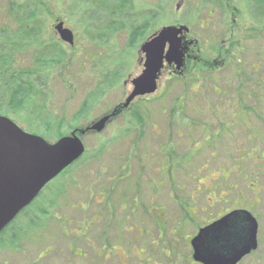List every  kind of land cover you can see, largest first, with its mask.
I'll use <instances>...</instances> for the list:
<instances>
[{"label": "rangeland", "instance_id": "374dc122", "mask_svg": "<svg viewBox=\"0 0 264 264\" xmlns=\"http://www.w3.org/2000/svg\"><path fill=\"white\" fill-rule=\"evenodd\" d=\"M39 1L37 9L28 13L26 7L20 9V0H0V31L13 43L5 47L14 55L11 70L35 72L23 83L37 93L23 105L8 104L9 93H0V100H6L0 116L50 144L92 126L126 101L133 90L131 82L144 71L141 47L162 28L188 27L187 40L198 41L201 63L217 60L214 49L225 39L226 45L239 44L229 58L223 53L228 69L208 75L207 82L204 66L193 60H187L177 74L173 73L175 65H166L156 93L137 97L102 133L83 136V157L43 190L26 209L25 218L21 214L16 219L23 230L37 222L39 230L20 241L17 249L7 235L2 236L0 264H199L193 260L191 240L217 219L220 209L237 206L250 209L260 221L259 249L242 264H264V177L258 171L262 169L251 160L242 164L243 176L251 178L241 181L240 196L228 191L230 195L222 201L213 186L218 183L226 190L234 182L232 177L222 181L220 175L232 166L235 138L224 135L220 142H204L206 119L200 117L204 109L210 113L216 107L230 109L228 117L233 106L256 108L262 120L253 123L264 133V98L255 103L239 99L254 80L261 81V88L252 85L249 89L264 94V22L260 40L249 35L259 21L252 8L257 3L229 0L233 5L227 16L215 7L203 6L205 0H132L114 14L100 11L99 0ZM103 5L111 8V3ZM60 22L73 33V46L56 33ZM54 43L64 56L62 64L35 70L33 55ZM216 91H225L226 96L215 97ZM180 107L184 115L177 112L176 118L182 127L173 116V110ZM257 143L249 144L250 149ZM240 149L244 153L249 148L242 144ZM216 150L220 156L222 151L230 152L222 161L212 160L210 152ZM167 156L176 160V164L171 161L170 170L166 169ZM204 157L209 161L206 174L215 181L204 177ZM255 178L257 190L263 188L256 195L251 190ZM130 187L135 191L128 194ZM153 187L158 189L155 205L164 209L161 216L152 209L160 223L161 218L165 220L159 234L145 211L151 206ZM214 194L221 201L209 196ZM136 196L141 209L124 212L120 205L125 197L131 205Z\"/></svg>", "mask_w": 264, "mask_h": 264}, {"label": "water", "instance_id": "95a60500", "mask_svg": "<svg viewBox=\"0 0 264 264\" xmlns=\"http://www.w3.org/2000/svg\"><path fill=\"white\" fill-rule=\"evenodd\" d=\"M55 31L63 42L74 45V35L63 22L57 24ZM189 31L186 26H167L145 42L141 47L145 55L144 71L131 82L133 90L126 101L92 126L73 132L54 144L23 131L7 117L0 116V235L52 181L83 157V136L91 132L102 133L110 120L128 108L137 97L156 93L157 81L165 65L174 64L177 71L182 69L186 48L184 40ZM234 215L215 223L212 229L199 231L191 242L195 262L239 264L257 250L256 220L249 213H244L250 225L238 230L230 228L236 221ZM222 229H231V235L225 237L227 242L221 240L224 237ZM221 245H231L233 249L224 255L218 250Z\"/></svg>", "mask_w": 264, "mask_h": 264}, {"label": "flooded vegetation", "instance_id": "af4514ba", "mask_svg": "<svg viewBox=\"0 0 264 264\" xmlns=\"http://www.w3.org/2000/svg\"><path fill=\"white\" fill-rule=\"evenodd\" d=\"M178 26H181V25H178ZM184 43H185V47H186L185 48V59H184V65L181 69V72L185 69L187 60L188 61L193 60L196 64L200 63L204 66V82H207L208 75L211 76V75H214L213 72H218V71H221L223 69H228L225 65V59L222 58L223 53L227 58H229L228 51L230 49L229 46H231V45H226L227 44L226 42L225 43L223 42L220 45V48L218 47V52H220V53L218 54L219 58H215L217 60H213L210 62L204 60V62H202V63H201V61L198 60L199 59L198 56L200 53L198 41L193 40V39L187 40V37H186L184 40ZM225 46L229 47L228 50H225ZM223 48H224V50H222ZM205 51H207V46H205V44H204V52ZM170 67L174 68V64H172ZM177 72H179V71H177V69H176V70H174L173 73L177 74ZM260 84H261V81H259V80L255 81L254 80V81H251L250 84H247L246 87L250 88L253 85V87L260 89L261 88ZM193 95L198 97L202 94L194 92ZM214 95H215V97H218L219 95H221L222 97H225L226 93H225V91H216L214 93ZM239 97H240L239 99H242L244 102L246 100V101H251L252 103H255L257 100H263L264 94H262L260 91H253V89H249L248 91H244V92L242 91L241 94L239 95ZM183 109L184 108H179V109L173 110V114H174L173 116H174L175 120L178 122V126H180V127H182V124H179L178 119H180V118L179 117L176 118V112L179 113V116H181V115L183 116L184 111H185ZM233 109H234V111L231 112V115L229 117H228V111L230 109L219 108V107L218 108L216 107L215 109H211L210 113L206 112L204 109V114L200 115L201 118L206 119L204 122V130L206 131L205 133H208V134L205 136L204 142H207V143H210L211 141L212 142H214V141L220 142L223 140L224 135H230V137L235 138L233 140H234V144L236 146L235 147L236 150H235L234 155L230 158L232 161V166L229 167V169H226V171H224V172L222 171L223 175L222 176L220 175V180L227 181L228 179H230L232 177L234 182H233V184L228 185V187H226V190L224 189L223 185H220V184L218 185V183H217V185L213 186L214 192H216V193L219 192L218 197L222 201H223V199H226V197H228L230 195V193L228 191H232L234 193L236 192L237 195L240 196L241 191L238 188V186L241 185V183H242L241 181L243 180V181L247 182L248 179L251 178V175H249L247 177L243 176V173L246 172V169L243 167L244 165L242 166V164H247L250 160H251V162H253L255 164L256 163L259 164V166L258 165L257 166L260 167L262 169V171L260 169L258 171H260V173L264 177V133H262V131L258 130L256 124L253 123V121L255 122L256 119L262 120V115L260 113H256V108L244 109L242 107L236 108V106H233ZM237 109H239V110H237ZM259 109H261V108H259ZM163 114H166L165 111H163ZM209 121H211V123L214 122V124L216 123L217 124L216 127L211 128L210 126L214 125V124H210ZM207 124H210V125H207ZM224 133H226V134H224ZM255 133H256V136H255ZM258 141L261 144L257 143ZM251 143H257V145L256 146L253 145L254 147L252 149H250L249 144H251ZM242 144L244 147L249 148V149H246L247 151L244 153L241 152L244 149H240V146ZM259 146H261L263 148L260 151H259V149H257V148H259ZM228 152H230V151H227V152L222 151L221 154H223V156H220L218 154L217 150L211 151L210 152V158L212 160H218V158H219L220 161H222ZM258 153H259V155H258ZM166 159L168 160L166 162V165H167L166 169L170 170L169 166H171L172 163L176 164V160L175 159L173 160V158L171 156H167ZM204 159H205L204 177L207 175L206 178H208V180H211V178H213L212 175L206 174V172L208 170L209 161L206 157H204ZM171 161H172V163H171ZM172 168H177V166L175 165V167H172ZM160 174H162V172H160ZM164 174L167 176V173H164ZM241 176L243 177V179L241 178ZM126 177H128V174ZM214 179L215 178H213L212 181H215ZM256 181H257V178H255L254 183H252L254 188H251L254 195H256L257 191H258V193H260V190L263 189V188H260L259 190H257ZM138 184H140V183H138ZM221 186L223 187V189ZM126 190H127L126 192L128 194L135 191L134 189H131V187L129 189L126 188ZM157 190H158L157 188L153 187V189H152V203H151L150 208L145 210V211H146V214L150 215L149 216L150 221H151V224L155 227L154 228L155 233L159 234L161 224H163V222H165V220L161 218V223H160V221H158L155 218L156 216L155 215L153 216V213H152V209H153V210L158 212V215L161 216L162 211H164V209H163V207H161V205H155V202H156L155 200L157 199ZM137 191H141V188L138 189ZM41 195H42V193L39 195V197H41ZM209 196L216 198V200L219 199V198L217 199L215 194H214V196H212V195H209ZM221 200H218V202ZM129 201H130L129 197H125L124 202L120 205L121 209L124 212H127L130 209L132 212H136V211H139L141 209L142 206H140L137 196L134 199H131V201H132L131 205L129 204ZM34 203L32 205H34ZM220 203H222V202H220ZM217 205L219 207V204H217ZM244 213H249L256 220V223L258 225V233H257V245H258L257 250H258L259 246H260V241H259V237H258L259 236V229H260V221L256 216H254L252 214L250 209H245L244 207H240V206H237L232 210H230V209H222L221 210L220 209L218 216H217V219H214L212 221L210 220L206 224L204 229L210 228L215 223H218V222L222 221L223 219H225L231 215H234V214H235L234 217H236L235 218L236 221H234V224L230 228H235V229L239 230L240 228L244 227V229H245L250 224L247 222V219H246V216L244 215ZM210 229H212V227ZM220 231L221 230H219L218 233H220ZM221 233H223V236H224L223 238H221V240L223 242H227V239L225 237L231 235V229H229V230L222 229ZM232 249L233 248L231 245H229V246L221 245L218 250H221L222 254L228 255V252L230 253L232 251ZM257 250L252 252L249 256L245 257L239 264H242L243 261L247 260L249 257L256 254Z\"/></svg>", "mask_w": 264, "mask_h": 264}, {"label": "trees", "instance_id": "16d2710c", "mask_svg": "<svg viewBox=\"0 0 264 264\" xmlns=\"http://www.w3.org/2000/svg\"><path fill=\"white\" fill-rule=\"evenodd\" d=\"M36 1L40 2L39 0H20V4H22L20 7L23 6L20 9L25 10L24 7H26V11H28V13L34 12L38 7V6H36ZM99 1H100V9H99L100 11H106V13L108 12V13L114 14V11H117V9L121 11V9L126 7L127 4L130 5L131 4L130 2L132 0H99ZM232 1H229V0H205V2L203 3V6L204 5L205 6L210 5L212 7H215L217 10H221V12H224L228 16L230 13L229 7H231V5H233ZM251 1H252L253 5H256V3H257V5L252 6V8H255L253 11L254 18L258 17L259 21H256L254 26L252 28H250L249 35L254 36V38L257 40H260L261 26H262V23L264 22V0H251ZM110 3H111V8L103 5V4L109 5ZM31 4L33 5L32 8L28 9V6ZM250 8H251V6H250ZM261 8H262V10H260ZM212 12L213 11H211L210 14H212ZM143 28H146V26H144ZM4 33H5L4 30L0 31V71H1L0 72V93H2V95L3 94L5 95V92L9 93L8 97H9L10 101L8 102V104L17 103V104L23 105L26 101L35 99L37 97V93L34 92L33 86H31V85L28 86L26 82L23 83L24 78H26V77L29 78L31 76H34L36 73L35 72L14 73L11 70V66L15 65L14 55L12 52L5 51V47L9 46L10 44H13V43H11L7 39H5ZM226 40L227 39H225L224 41L227 43ZM22 41H23V39H22ZM232 41L234 42V40H232ZM54 44H51L50 47L40 49L39 51H37L35 53V55H33V62L35 64V67H34L35 70L37 68L40 69L41 67L48 68L50 66L62 64V62L64 60V56L61 53L62 52L61 49L56 44L55 45ZM238 44L239 43H232V44L230 43L231 46H229L230 49L228 51L229 55H230V52L236 46L238 47ZM218 47L220 48V45ZM214 51L217 52V54L220 53V52H218V49H214ZM232 60H234V59H232ZM5 77H7V78H5ZM192 84H195V83H192ZM244 90L248 91L249 88L246 87ZM41 96H42V93H41ZM5 101L6 100H3V99L0 100V114H2V109H3L2 103H4ZM36 108H38V107H36ZM135 117L137 119H139L140 121H142V119L140 118L139 115L136 114ZM44 121H45V119H44ZM45 123H46V121H45ZM82 130H84V129H82ZM31 133L37 134L34 131H32ZM62 135L63 134L59 135V138ZM26 213H27L26 210L23 213H21L24 215V216H22V218H25ZM33 218H35V217H33ZM36 221H37V218H36ZM19 226L20 225L15 220L9 227H7L2 232V234L0 235V243L2 244V242H3L2 236L7 235L8 236L7 241H9V243L11 244V246L14 249H17L18 243L20 241L28 240V238H30L32 231L39 230V228H40L38 222L34 223L32 225L33 227H31L30 229L28 228L27 230H23L21 228L22 226H20V227Z\"/></svg>", "mask_w": 264, "mask_h": 264}]
</instances>
